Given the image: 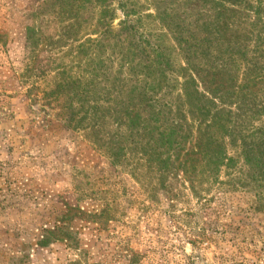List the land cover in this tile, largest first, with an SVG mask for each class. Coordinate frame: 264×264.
<instances>
[{"label": "rangeland", "instance_id": "obj_1", "mask_svg": "<svg viewBox=\"0 0 264 264\" xmlns=\"http://www.w3.org/2000/svg\"><path fill=\"white\" fill-rule=\"evenodd\" d=\"M64 1L0 0V264H264V210L238 183L242 136L264 127L251 114L264 106V0H108L105 23L94 0ZM216 29L242 57L220 48ZM81 44L100 70L85 102L100 110L75 127L57 84L78 75ZM154 50L170 67L151 95ZM184 86L224 97L221 142L238 162L200 197L185 171L200 168L211 129ZM127 112L176 133L171 167L148 164L141 136L125 163L113 160Z\"/></svg>", "mask_w": 264, "mask_h": 264}, {"label": "trees", "instance_id": "obj_2", "mask_svg": "<svg viewBox=\"0 0 264 264\" xmlns=\"http://www.w3.org/2000/svg\"><path fill=\"white\" fill-rule=\"evenodd\" d=\"M66 1V0H65ZM65 1L62 3L64 4ZM81 0H76L74 3H78ZM96 5L100 9V22L105 23L106 17H113V9L106 5L108 0H94ZM258 1V0H256ZM258 3V2H257ZM68 5L71 6L69 3ZM229 29L228 27H226ZM225 29V31L216 29V36H218L224 43L223 49L233 56L242 57L243 48L238 43L232 44L231 39L225 38L226 31L230 30ZM184 43L182 41L178 42L179 47H182ZM143 46L138 45L137 51L141 54L143 52ZM132 50V47L129 48ZM125 48L126 57L130 53H127ZM77 64H78V75L76 77H66L59 84H57V89L62 90L68 94L67 99L72 104L75 103V110L68 109L65 115L68 117V123L70 125H75V127H82L84 123L88 120H92L93 117L98 116L100 110V103L95 98L87 100V94L89 89L94 86L95 90H101L99 88V83L95 84L97 81L94 77L98 76L100 70L91 67L92 59L88 56V47L86 45H79L77 47ZM130 52V51H129ZM155 55V64L151 63L148 68V75H145V79H149V86L147 88L148 93L151 95L156 94L161 88V85L164 81L167 68L169 64L163 62V56L157 52L153 51ZM79 59L81 61H79ZM86 59L88 62L86 63ZM140 67V66H139ZM139 72H142L141 70ZM64 74V73H62ZM83 78L86 83H82ZM195 84L194 80H190ZM188 84V83H186ZM186 86V85H185ZM183 88V94L185 96L186 104L189 106V111L193 115L199 116L201 119L207 121L208 127L211 129L209 134L208 143L204 145L203 150L200 153V168L192 166L185 171L186 182L189 185L190 190L200 197V192L203 191L204 186H212V184L217 183L218 176L222 172V169L228 170L227 175H229L230 170H238V164L236 165V160L232 157H228L223 143V136L226 134L227 130L225 129L224 116L222 115L221 110L216 109L215 101L223 103L220 95H217L216 86L215 88H207L210 100L204 98L201 99V96L198 98L192 97L185 89ZM185 89V90H184ZM57 97H59V91H57ZM206 100V101H205ZM65 107V106H64ZM214 109V113L211 110ZM251 114L253 118L257 116L259 119H264V106L261 109H255ZM127 122L124 123L127 136H125L122 141L124 145L117 148L113 153L112 158L114 161H117L119 164L125 163V157L130 153L132 156L138 145L137 141H140L135 136L144 137L146 141L140 147L141 155L148 161V164L156 165L158 169L165 170L168 166L171 167L173 158L177 157L178 152H176V133L175 132H159L158 129L151 127L150 122H154L152 119H146L142 117L139 113H126ZM205 118V119H204ZM208 119V120H207ZM210 119V120H209ZM157 135L154 138V135ZM259 137V140L257 139ZM249 139V143H247ZM236 140V138H235ZM241 152L240 156L243 158L244 165H241L239 168V178L238 183L242 189H248L249 192L254 194L257 197V201L260 204L261 208L264 210V127L253 129L250 132V135L241 140ZM223 146V147H222ZM149 157V158H148ZM129 160V159H128ZM238 163V162H237ZM231 185H236L235 182ZM235 187V186H232Z\"/></svg>", "mask_w": 264, "mask_h": 264}]
</instances>
